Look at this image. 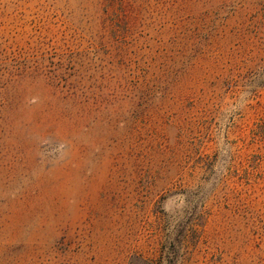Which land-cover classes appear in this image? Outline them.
<instances>
[{
    "label": "rangeland",
    "instance_id": "obj_1",
    "mask_svg": "<svg viewBox=\"0 0 264 264\" xmlns=\"http://www.w3.org/2000/svg\"><path fill=\"white\" fill-rule=\"evenodd\" d=\"M0 264H264V0H0Z\"/></svg>",
    "mask_w": 264,
    "mask_h": 264
}]
</instances>
